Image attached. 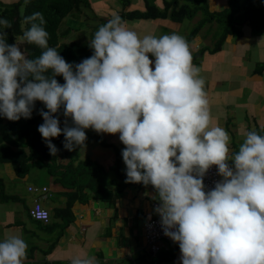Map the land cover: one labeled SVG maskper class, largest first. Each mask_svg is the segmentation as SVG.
Returning <instances> with one entry per match:
<instances>
[{"label":"clouds","instance_id":"obj_1","mask_svg":"<svg viewBox=\"0 0 264 264\" xmlns=\"http://www.w3.org/2000/svg\"><path fill=\"white\" fill-rule=\"evenodd\" d=\"M120 10L98 27L88 44L92 55L79 63H69L49 45L42 12L24 17L27 27L11 44L6 30L12 22L0 16V116L30 119L41 102L47 111L39 112L38 131L53 156L59 149L52 138L63 135V147L74 151L88 142L86 129L103 139L100 134H119L125 183L150 185L158 197L143 231L159 216L163 234L172 240L151 245L143 233L150 256L174 242L180 264H264V135L248 131L233 150L227 130L212 126L205 80L186 39L178 33L140 36ZM25 44L40 54L28 56ZM212 166L218 181L208 190L204 178ZM27 190L39 193L29 217L48 225L54 212L41 199L50 196L49 188ZM37 206L44 217L32 216ZM27 249L21 235L0 240V264H24ZM71 264L100 262L90 255Z\"/></svg>","mask_w":264,"mask_h":264},{"label":"crops","instance_id":"obj_2","mask_svg":"<svg viewBox=\"0 0 264 264\" xmlns=\"http://www.w3.org/2000/svg\"><path fill=\"white\" fill-rule=\"evenodd\" d=\"M140 1L142 5L139 9L129 7V10H143L144 0ZM163 1L161 0L162 4ZM90 2L94 9L92 1ZM207 2L211 12H219L227 7L226 0ZM155 4L158 5L156 1ZM162 4L158 6L161 7ZM119 9L114 1L110 0L107 10H112L115 15ZM155 23L166 31L165 34L175 33L178 31V24H181L169 19H139L127 21V27L140 36L153 34L159 37L162 33L153 32ZM211 28V24L203 26L189 44L194 48L190 49L192 54L199 48L209 47L211 40L207 39V33ZM168 30H171V33H168ZM240 32L239 35L226 36L218 51L204 53L199 63L194 64L200 68V75L205 80L212 126L227 130L233 150L238 149L248 131L264 127V69L258 71L257 67L264 64V30L255 34L251 33L249 27H240ZM186 35L187 33L183 37ZM85 131L86 135L97 134L91 129ZM100 135L118 149L124 148L120 141L108 139L109 134ZM110 136L119 139V134ZM89 146V156L84 158L91 156L95 162L99 160L101 163L105 158V168L112 164L113 158L111 160L105 157L109 151L108 147L96 143ZM121 167L126 170L123 159ZM36 171L32 170L20 178L16 177L10 164H0V179L4 182L5 193L16 197L15 201L10 202L0 200V240L11 235H21L28 244L27 256L36 262L46 258L44 256L53 240L54 249L49 253L47 260L67 264H71V260L77 256L94 255L102 262H111L135 259L146 251L142 240L143 224L154 215L150 204L158 198L152 186H128L108 203L94 199L86 204L76 202L71 209L72 223L63 232H59V221L56 218L53 217L52 222L46 225L35 222L28 215L33 199L39 196L38 192L27 190L30 186L49 188L50 196L42 198L41 203L50 213L54 212L53 209L61 207L64 202L61 197L62 188L55 185L46 173L48 177ZM35 254L38 255L35 257ZM180 255L179 251L171 261L159 264H180Z\"/></svg>","mask_w":264,"mask_h":264},{"label":"trees","instance_id":"obj_3","mask_svg":"<svg viewBox=\"0 0 264 264\" xmlns=\"http://www.w3.org/2000/svg\"><path fill=\"white\" fill-rule=\"evenodd\" d=\"M121 10L119 16L124 21L145 19H169L180 23L187 19H193L197 13L203 17L197 21L196 26L184 37L190 44L205 25L216 23L219 34L211 48H199L193 56V64H198L204 53L218 51L226 36L239 35L242 24H248L251 30L257 34L264 30V0H226L227 7L219 12L209 11L207 0H164L161 7L154 0H144L143 10H129L130 0H117ZM34 12H42L46 19V30L50 34L49 45L57 47L60 55L69 63H79L84 58L92 55L89 41L99 26L109 19H100L92 9L90 0H15L5 2L0 0V16L6 17L12 22V27L7 29L8 43L15 42V36L22 34V24L25 16ZM90 14H93L91 17ZM90 16V17H89ZM68 18L77 20V27H66L64 22ZM92 21L98 23L91 24ZM85 29L88 38L84 42L67 40V38ZM78 38V37H76ZM22 49L30 57L38 56L41 49L34 45H22ZM258 71L264 69V64H259ZM56 79L63 84L62 76ZM47 111L45 106L37 101L30 119L21 118L18 121H10L0 116V164H10L16 177H23L31 169L43 170L52 178L55 185L62 188L61 197L64 199L61 207L53 209L54 217L59 221L58 230L63 232L73 221L71 209L74 203L86 204L94 199L100 202H110L118 196L127 186L134 185L125 183L126 170L121 168L122 154L119 149L105 141L98 135H87V140H94L103 147L114 150L113 163L105 169L99 163L90 159L81 160L76 151H68L63 147L64 136L52 138V143L59 149L55 156L50 154L46 141L38 131V126L43 123L39 114L40 110ZM61 112L58 113L61 128L64 127ZM264 135V127L255 129ZM0 200L3 202L15 201L16 197L5 193L4 182L0 179ZM35 221V220H34ZM41 223L40 221H35ZM54 241L51 242L47 254L40 262L27 256L24 264H67L62 261H48L49 253L54 249ZM169 248L162 249L156 256H150L146 251L135 259H121L115 262H102L100 264H159L171 261L177 251L178 244L167 242ZM101 258V256H98Z\"/></svg>","mask_w":264,"mask_h":264},{"label":"rangeland","instance_id":"obj_4","mask_svg":"<svg viewBox=\"0 0 264 264\" xmlns=\"http://www.w3.org/2000/svg\"><path fill=\"white\" fill-rule=\"evenodd\" d=\"M2 1L13 2L15 0H2ZM90 1H92L93 5H94V9H93V7H92V9L94 10V12H95V14H96V16L98 18H100V19H109L110 16L114 15L112 10H107V5L110 3V0H90ZM113 1L116 4L117 8H121V5H120L119 1H116V0H113ZM155 1L158 3V5L162 4L161 0H155ZM141 5H142V2L140 0H130V6L129 7L130 8L139 9V7ZM90 16L92 17L93 14H90ZM202 17H203L202 13H197L196 16L193 19L184 20L183 22H181V24H178L179 28H178V31H176L175 33H178L181 36H184L186 33L188 34L190 32V30H192L196 26L197 21L200 20ZM159 22H161V21H159ZM96 23H98V21L97 22H95V21L91 22V24H93V25L96 24ZM64 24H65L66 27L75 28V27H77V20L74 19V18H68V19L65 20ZM154 25H155V27L153 29V32L162 33L160 35H164L166 33V31L162 30V28L160 26H158L156 23ZM211 26H212V28L207 33L208 34L207 39L211 40V42H209V47L210 48L213 47L214 42H215V40H216V38L218 37V34H219L218 25L216 23H212ZM240 27H249L250 28V26L248 24H242L241 26H239V28ZM150 29L152 30V24L150 25ZM168 33H171V30H168ZM251 33H254V32L251 30ZM76 37H78V38H76ZM87 38H88L87 31L85 29H81L77 33L71 34L67 38V40H74V41L76 40V41H79V42H84V41H86ZM190 49H194V48L190 45ZM251 53L252 54L254 53L253 50H251ZM61 116H62L63 121H65V117L62 115V113H61ZM68 123H69V126H71V120H69ZM108 139L113 140V141H115V140L116 141H120L116 136L114 138V137L109 135ZM92 143H93L92 141L91 142L88 141V142H85V144H87L86 147H83V148L76 147L75 148V151H76V153L79 156V159L83 160V159H86V158H84V156H86V155L89 156V148H90L89 145H92ZM119 151L120 152L122 151L121 147H119ZM114 156H115L114 151L112 149H109V151L107 152V155L105 157H109L111 160L113 158V160H114ZM88 159H90L91 161L95 160L91 156ZM104 159L105 158L102 159L103 160L102 163L99 160H96V162L101 164L103 167L104 166L106 167L107 164H106ZM34 171H36V170H34ZM36 172H40L45 177H48L44 173V171L43 172L42 171H36ZM36 255H38V254H35V257H36ZM111 262L113 263L115 261H111Z\"/></svg>","mask_w":264,"mask_h":264},{"label":"built area","instance_id":"obj_5","mask_svg":"<svg viewBox=\"0 0 264 264\" xmlns=\"http://www.w3.org/2000/svg\"><path fill=\"white\" fill-rule=\"evenodd\" d=\"M218 181V173L217 168L215 166H212L205 178H204V184L206 186V189L210 190L214 187L215 182ZM31 214L33 217L41 218L44 217L45 214L39 209V207H36L35 211H31ZM160 217L154 218L150 220L148 223L145 224L144 227V239L147 243L154 245V243L159 242V240H167L172 241L170 238L166 237L163 234V230L160 225Z\"/></svg>","mask_w":264,"mask_h":264}]
</instances>
